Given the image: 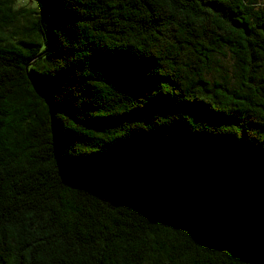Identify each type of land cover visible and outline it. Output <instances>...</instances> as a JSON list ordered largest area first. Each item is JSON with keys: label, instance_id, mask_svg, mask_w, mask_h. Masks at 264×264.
Here are the masks:
<instances>
[{"label": "trees", "instance_id": "obj_1", "mask_svg": "<svg viewBox=\"0 0 264 264\" xmlns=\"http://www.w3.org/2000/svg\"><path fill=\"white\" fill-rule=\"evenodd\" d=\"M0 264H264V0H0Z\"/></svg>", "mask_w": 264, "mask_h": 264}, {"label": "rangeland", "instance_id": "obj_2", "mask_svg": "<svg viewBox=\"0 0 264 264\" xmlns=\"http://www.w3.org/2000/svg\"><path fill=\"white\" fill-rule=\"evenodd\" d=\"M234 59L231 55L225 57L218 55L213 63V70L207 75L210 81H224L227 77H232L234 73Z\"/></svg>", "mask_w": 264, "mask_h": 264}]
</instances>
